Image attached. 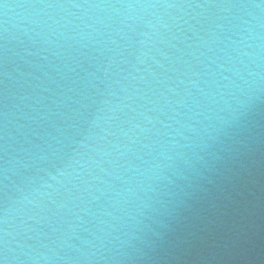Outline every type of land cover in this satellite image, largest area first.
Returning <instances> with one entry per match:
<instances>
[{"label": "water", "instance_id": "95a60500", "mask_svg": "<svg viewBox=\"0 0 264 264\" xmlns=\"http://www.w3.org/2000/svg\"><path fill=\"white\" fill-rule=\"evenodd\" d=\"M2 264H264V0H0Z\"/></svg>", "mask_w": 264, "mask_h": 264}, {"label": "snow or ice", "instance_id": "6c2138e0", "mask_svg": "<svg viewBox=\"0 0 264 264\" xmlns=\"http://www.w3.org/2000/svg\"><path fill=\"white\" fill-rule=\"evenodd\" d=\"M0 264H2V262H0Z\"/></svg>", "mask_w": 264, "mask_h": 264}]
</instances>
